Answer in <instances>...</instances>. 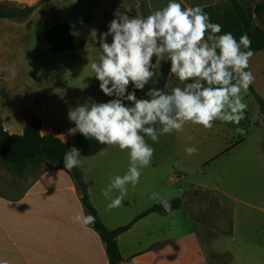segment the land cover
I'll return each mask as SVG.
<instances>
[{
	"label": "crops",
	"instance_id": "obj_1",
	"mask_svg": "<svg viewBox=\"0 0 264 264\" xmlns=\"http://www.w3.org/2000/svg\"><path fill=\"white\" fill-rule=\"evenodd\" d=\"M40 1L0 0V3L24 8L36 5L38 7ZM169 2L170 0H46L44 7L41 9L36 7L23 20L0 18V72L10 73L11 66L16 63L14 57L22 54L24 49L30 45L29 35L33 30L32 24L38 20L47 21L49 12L55 13L58 18L62 19L56 23H67L72 27L75 48L71 51H75L79 43L84 49L90 46L95 47L100 56L102 54L100 45L98 42L92 41L90 33L93 29L97 31L98 35L107 32L117 10L124 11L125 8H131L132 12L128 15L146 18L150 13L162 9ZM175 2L181 3L183 8L195 6L216 8L227 1L175 0ZM254 4L264 5V0H254ZM66 6H71L73 12L66 14ZM61 9L62 11L66 10L65 13L61 12ZM40 10H44V13H41ZM83 12H86V15H83ZM253 20L257 26L264 30V13L254 15ZM111 40L112 37L108 36L107 42L111 43ZM259 53L251 57L250 64L252 60H258L256 56ZM94 60L95 62L99 61ZM169 70L170 61H162L160 67L156 69V76L143 90H137V98L148 99L146 93L152 87L166 91L177 86L183 87V84L175 76L169 75ZM247 70L251 71L250 67ZM133 90L130 85L128 91ZM113 98L100 91L95 102H108ZM125 103L130 105V102L125 101ZM70 108L75 107L46 109L29 105L28 113L24 114L14 111L10 107L5 111V114H1L0 111V116L5 130L10 134L21 135L26 122L31 117L38 116L42 123V135L52 134L65 142L72 143L79 133L77 132L74 136L68 134V129L75 127V124L68 119ZM21 121L23 122L21 123ZM235 145L237 146L238 143ZM112 148L114 146L108 145L96 155L87 157L86 160L97 161ZM80 171L88 191L89 201L97 210L102 223L109 230L129 224L153 206H161V209L140 218L129 230L118 236L117 242L123 258L122 264L208 263L206 256L200 251L195 255L183 257L176 252L180 244V238L175 235L179 224L170 217V213H177L181 210L182 203L179 200H167L171 204L170 209H165L162 203L157 202H152L143 209L138 208V200L149 199L156 193L158 189L156 179H139V183L135 186L127 185L128 191L122 205L109 210L107 205L110 201L102 195V190L107 187L111 179H89L88 170ZM90 172L94 173L95 169ZM11 174V178L8 179H14L13 183L25 176ZM26 179L29 180L24 188L14 185L11 191L0 193V264H110L105 243L98 232L94 230L93 225H85L74 219L77 215H86L88 212L83 205L81 193L70 171L64 166H46L34 175H27ZM224 184L203 180L191 185L200 188L203 194L214 192L220 198L237 200L230 188H226ZM187 185L185 183L180 188L181 193L184 196L194 197L197 189L192 188L190 192H187ZM112 195L115 197L120 193L114 191ZM241 202L247 207L234 210L233 219L235 220L236 217L242 219L241 221L244 219L245 225L237 226V230L234 227L231 239L237 242L238 247L242 250L230 253L226 249L215 248L214 253L219 257L216 264L225 254L230 255L231 264L261 263V238L258 236L255 226V223L260 219L255 210L260 211V209L250 200ZM219 205L223 206V202L220 201ZM213 230L214 233L217 232V229ZM195 238L199 243L202 242L198 237Z\"/></svg>",
	"mask_w": 264,
	"mask_h": 264
},
{
	"label": "clouds",
	"instance_id": "obj_2",
	"mask_svg": "<svg viewBox=\"0 0 264 264\" xmlns=\"http://www.w3.org/2000/svg\"><path fill=\"white\" fill-rule=\"evenodd\" d=\"M130 12L131 8L117 10L107 32L98 35L93 29L90 33L102 50L91 70L100 90L114 98L102 103L90 98L68 111V119L75 124L68 129L69 135L78 132L128 152V171L112 177L102 190L110 201L109 210L122 205L127 185L138 184L141 169L151 164L155 149L145 137L158 143L160 136L182 131L189 122L205 129L217 120L239 125L248 108L245 94L255 80L247 70L253 56L248 35L237 41L230 32L220 34L222 26L210 22L202 7L183 8L170 0L146 18L130 16ZM162 61H170L169 75L183 87L170 91L152 87L146 93L148 99H138L135 90L149 84ZM130 85L133 91H128ZM236 132L243 134L244 129L237 127ZM185 151L191 156L198 150L187 147ZM80 157L78 148H70L63 157L64 167L69 171L78 167ZM114 191L120 195L113 197ZM74 219L85 225L95 222L91 214Z\"/></svg>",
	"mask_w": 264,
	"mask_h": 264
},
{
	"label": "rangeland",
	"instance_id": "obj_3",
	"mask_svg": "<svg viewBox=\"0 0 264 264\" xmlns=\"http://www.w3.org/2000/svg\"><path fill=\"white\" fill-rule=\"evenodd\" d=\"M226 1L215 8L216 12L231 9L230 2ZM242 1L254 5V0ZM45 4L46 0H41L37 8L41 9ZM72 9L66 6V14L72 13ZM40 11L44 13V10ZM65 11L61 9V12ZM82 14L86 15V12ZM47 17V21L38 20L32 24L30 45L22 54L14 57L16 63L11 66L10 73L0 72L1 114H5L10 107L26 114L29 105L46 109L77 107L90 98L93 101L98 99L100 82L91 70V63L100 57L96 48L90 46L84 49L77 42L75 51L52 54L44 39V32L62 19L53 12H49ZM256 57L258 60H252L250 64L255 77L252 86L264 99V51ZM244 102L248 108L245 119L239 125L217 120L211 129H205L189 122L182 131L160 136L158 143L145 137L155 152L151 164L141 169L140 179H156L158 189L151 198L138 200V208L143 209L152 202L163 203L164 199L182 203L179 212L170 213V217L179 224L175 235L180 238V244L176 252L182 257L200 251L206 256L207 264H216L219 257L214 253L215 248L226 249L230 253L241 251L237 242L232 241L231 234L234 227L237 230V226L245 225V220L237 217L234 220L233 213L247 207L241 201L250 200L260 209L255 210L256 215L260 216L255 226L261 238L260 264H264V113L251 92L245 94ZM231 124L244 129L243 134L237 133ZM187 147H195L198 151L190 156L185 151ZM86 158L80 157L78 168L88 170L89 179L123 176L129 168L127 150L121 151L118 147L110 149L97 161ZM94 169V173L90 172ZM11 175L0 160V193L11 191L14 185L24 188L29 180L25 175L13 183L14 179H8ZM174 175L178 177L172 183L170 177ZM203 180L225 183L224 186L230 188L237 200L220 198L214 192L203 194L200 188L191 185ZM185 183L188 184L187 192L192 188L197 189L194 197L181 193L180 188ZM220 201L223 206L219 205ZM213 227L217 229L216 233ZM195 237L202 242L199 243ZM219 261L218 264H231V257L225 254Z\"/></svg>",
	"mask_w": 264,
	"mask_h": 264
},
{
	"label": "trees",
	"instance_id": "obj_4",
	"mask_svg": "<svg viewBox=\"0 0 264 264\" xmlns=\"http://www.w3.org/2000/svg\"><path fill=\"white\" fill-rule=\"evenodd\" d=\"M228 1L231 4V9L222 13L216 12L215 8L211 6L203 8L204 12L210 17V22L220 24L222 26L220 34L230 32L237 41L242 35L247 34L252 42L250 50L253 55L264 51V30L257 26L253 20L254 15L264 13V5L254 4L252 6L242 0ZM36 7L37 5L20 8L8 3H0V18L23 20ZM44 39L49 44L52 54L68 52L75 48L72 27L67 23L56 24L48 28L44 32ZM154 62L155 58H153ZM248 90L255 96L261 112L264 113V99L252 85ZM41 126L40 118L33 116L26 122L21 135L10 134L5 130L0 116V160L9 172L19 176L34 175L38 170L46 166H64V154L72 147L78 148L81 156L90 157L108 146L100 144L94 139L85 138L81 134H78L72 143L64 142L52 134L42 135ZM70 173L81 193L86 211L95 217V222L92 225L105 243L110 264H122L123 258L118 247V236L129 230L140 218L161 209V206H153L137 216L129 224L109 230L102 223L97 210L89 201L88 191L79 168H73Z\"/></svg>",
	"mask_w": 264,
	"mask_h": 264
},
{
	"label": "water",
	"instance_id": "obj_5",
	"mask_svg": "<svg viewBox=\"0 0 264 264\" xmlns=\"http://www.w3.org/2000/svg\"><path fill=\"white\" fill-rule=\"evenodd\" d=\"M163 207L165 209H170L171 208V204L168 203V201L166 199L163 200V203H162Z\"/></svg>",
	"mask_w": 264,
	"mask_h": 264
},
{
	"label": "built area",
	"instance_id": "obj_6",
	"mask_svg": "<svg viewBox=\"0 0 264 264\" xmlns=\"http://www.w3.org/2000/svg\"><path fill=\"white\" fill-rule=\"evenodd\" d=\"M177 177H178V176H175V175H174V176H171V177H170V181H171V182H175V181L177 180Z\"/></svg>",
	"mask_w": 264,
	"mask_h": 264
}]
</instances>
